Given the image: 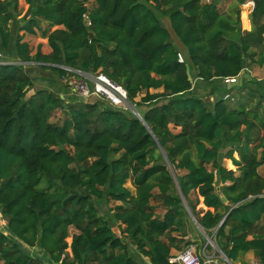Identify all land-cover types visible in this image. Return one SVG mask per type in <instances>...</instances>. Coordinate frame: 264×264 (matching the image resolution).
I'll return each mask as SVG.
<instances>
[{
  "label": "trees",
  "instance_id": "obj_1",
  "mask_svg": "<svg viewBox=\"0 0 264 264\" xmlns=\"http://www.w3.org/2000/svg\"><path fill=\"white\" fill-rule=\"evenodd\" d=\"M246 1L25 0L23 13L0 0V264H180L177 252L211 247L191 213L230 261L253 249L264 264V237L248 238L264 233V78L223 83L264 68V0L251 30ZM190 64L222 94H199ZM63 66L106 73L142 118L66 93Z\"/></svg>",
  "mask_w": 264,
  "mask_h": 264
},
{
  "label": "built area",
  "instance_id": "obj_2",
  "mask_svg": "<svg viewBox=\"0 0 264 264\" xmlns=\"http://www.w3.org/2000/svg\"><path fill=\"white\" fill-rule=\"evenodd\" d=\"M242 5L252 13L255 8V1L248 0ZM179 60L184 61L182 53H179ZM63 68L67 70V73L62 77V80L72 85L73 91L79 95L83 97H100L117 107H130L126 89L119 83L112 80L106 73H86L80 69L67 66H63ZM235 78L236 77L227 78V80H235ZM228 96L229 94L225 97L227 98ZM222 254L229 264H233L224 253ZM212 260L213 259L210 254H207L206 247L199 252L196 250L194 245L188 246L183 251L177 252L173 257H171V261L179 262L180 264H209Z\"/></svg>",
  "mask_w": 264,
  "mask_h": 264
},
{
  "label": "rangeland",
  "instance_id": "obj_3",
  "mask_svg": "<svg viewBox=\"0 0 264 264\" xmlns=\"http://www.w3.org/2000/svg\"><path fill=\"white\" fill-rule=\"evenodd\" d=\"M208 1V0H207ZM218 1V3H219V6H220V8L222 9V10H227V9H229L230 8V5H231V3L233 2V1H235V0H217ZM20 5H21V7L23 8V13H25V11L27 10V8H28V5H27V3L25 2V0H21L20 1ZM244 7H243V5H241V11H243V10H245V8L243 9ZM242 13V12H241ZM246 13H243L242 14V18H243V16L245 15ZM165 20H167L166 18H164ZM170 29H171V27H170ZM26 40L27 41H29V43H30V45L32 46V49H33V52H35V50H36V48H37V45H38V42H42V41H44V42H46V39H43V38H41L39 35H30V34H27L26 35ZM178 40V39H177ZM190 67H192V65L190 64V66H189V69H190ZM27 70L29 71V73L32 75V76H34L35 77V82H36V87H45V86H49V87H51L52 85H51V80H50V78H53L54 76H53V74L50 72V71H46V70H43L42 68H40L39 66H37L36 64H29L28 65V67H27ZM257 77L258 78H264V69H260V70H258V75H257ZM60 83H62V84H68V87H66V89H65V92L66 93H68V94H71L72 92H74L73 91V86L72 85H70L68 82H66V81H64V80H61V81H59ZM91 84V83H90ZM92 85V84H91ZM217 85V84H216ZM215 85V86H216ZM214 86V87H215ZM195 88H196V90L198 91V93H201V94H203V92H202V90H211V88H212V85L211 84H205V83H202V85H200V84H196V86H195ZM216 89V88H215ZM33 92V89L29 92V93H32ZM76 93V92H75ZM76 94H78V93H76ZM62 95H63V93H62ZM78 96L79 97H81L82 99H84V100H91V99H93V98H97L96 96H91V97H83V96H81V95H79L78 94ZM130 107H135L134 105L133 106H131L130 105ZM136 108V107H135ZM60 114V113H59ZM58 114V115H59ZM226 162V161H225ZM262 171L264 172V166L262 167ZM128 185L129 186H131L132 187V189L133 190H135L134 189V187L131 185V182H128ZM153 203L154 204H159V201H156V200H153ZM103 208H107V206H103ZM164 210H165V208L163 207V206H161L160 204H159V207H158V209H157V211L159 212V213H161V214H163V212H164ZM6 219H5V217L3 216V214H2V212L0 211V228H2V229H4V230H6ZM198 226V225H197ZM115 229H116V231H117V233H121L120 232V230L117 228V227H115ZM198 229L200 230V232L205 236V238H206V240H207V243H206V245H210L211 247H208L207 248V254H211L215 259H218L219 260V262H222L223 264H229V262L228 261H226L225 260V258H224V256H223V254L221 253V251L219 250V248H218V246L216 245V243L212 240V239H210L208 236H207V234H206V232L204 231V229H202V228H199L198 227ZM77 232V229H75L74 227H72L71 228V233L73 234V233H76ZM68 241H69V243L72 241V237H69L68 238ZM195 248H196V250H198L199 252H201V248H198V246L197 245H195ZM70 250V249H69ZM30 252L31 253H34V255H40V256H42L43 258H45V259H48L47 257H45L43 254H42V251L41 250H39L38 248H32V249H30ZM144 261H145V264H148V262H149V260H148V258H144Z\"/></svg>",
  "mask_w": 264,
  "mask_h": 264
},
{
  "label": "crops",
  "instance_id": "obj_4",
  "mask_svg": "<svg viewBox=\"0 0 264 264\" xmlns=\"http://www.w3.org/2000/svg\"><path fill=\"white\" fill-rule=\"evenodd\" d=\"M19 1H21V0H19ZM28 5V4H27ZM244 9V8H243ZM242 13H241V23H242V28L244 29V30H251L252 29V22H251V19H250V14H251V12H249V10H247L246 8H245V10H243V11H241ZM243 13H246L247 14V24H245V22H243V19H242V14ZM31 35V34H30ZM40 36V35H39ZM41 37V36H40ZM41 38H43V37H41ZM43 39H46V42H44V41H42V42H38V44L39 43H42V50H43V52H45V53H49L50 51H51V48H50V46L48 45V40H47V38H43ZM176 43H177V45L180 47V49H181V52L184 54V56H187V51H186V49L183 47V45L181 44V42L179 41V40H177L176 39ZM38 46V45H37ZM32 47V46H31ZM37 49V48H36ZM36 51V50H35ZM260 69H264L263 67H255V68H253L252 70H249V72L247 73V72H245L244 73V76H249V74L250 75H253V76H257L258 75V70H260ZM190 71V77H191V79L193 80V84H194V86H196V84L198 85V84H200V85H202V83H205L206 85L207 84H211L212 85V88H211V90H202V92H203V94H201V93H199V94H201L202 96H204L205 98L207 97V96H210V99L211 100H213L215 97H217V96H219V95H221L222 94V91L221 90H214V86L216 85V81L214 82V81H212V82H205V81H203L202 79H200V78H198V77H196V70H195V68L194 67H190V69H189ZM152 91H162L161 89H159V90H152ZM235 157L236 158H238L239 157V155H238V153L236 152L235 153ZM226 161V162H225ZM223 162H224V165L228 168V169H232V170H237V166L236 165H234V163H233V161L231 160V159H229V158H224V160H223ZM264 166V164L260 167V172H261V174L264 176V172L262 171V167ZM222 196H224V195H222ZM225 202H227L228 203V201H225ZM199 207H202V208H204V209H209L208 207H206L204 204H203V202H201L200 203V205H199ZM210 209H212V208H210ZM260 224H262V225H264V220L260 223ZM199 227V226H198ZM200 228V227H199ZM256 235H262L263 237H264V233L263 232H257L256 234H251V235H249V239H252L253 238V236H256ZM196 239V238H195ZM194 245V244H193ZM195 246V245H194ZM210 256L212 257V262L211 263H209V264H222V262H219V260L218 259H215L211 254H210ZM232 262V261H231ZM233 264H261L260 263V260H259V258L257 257V255H256V251L255 250H249V251H247V252H244V253H242L238 258H237V260L235 261V262H232Z\"/></svg>",
  "mask_w": 264,
  "mask_h": 264
},
{
  "label": "water",
  "instance_id": "obj_5",
  "mask_svg": "<svg viewBox=\"0 0 264 264\" xmlns=\"http://www.w3.org/2000/svg\"><path fill=\"white\" fill-rule=\"evenodd\" d=\"M94 34L91 32V34H90V36L92 37ZM92 72H94V69H92ZM244 73H245V71H242V73L238 76V77H236L235 78V80H224V87L225 88H232V87H234V86H237V85H240V84H242V82H243V78H244ZM61 96H63V95H61ZM132 108V110L140 117V118H142V116H141V114H140V112L134 107H131ZM160 151H163V149H162V147H159L158 149H156V152H160ZM164 152V151H163ZM223 197V200L224 201H227V199H226V197L225 196H222ZM191 215H192V217H193V219H194V221L196 222V224L200 227V228H202L200 225H199V223L197 222V220H196V218L194 217V215L191 213ZM211 239V238H210Z\"/></svg>",
  "mask_w": 264,
  "mask_h": 264
}]
</instances>
